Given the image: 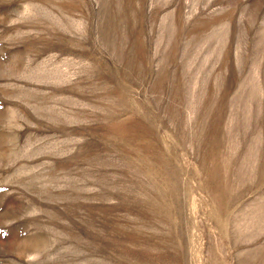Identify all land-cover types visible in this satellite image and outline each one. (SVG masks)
Instances as JSON below:
<instances>
[{
    "label": "rangeland",
    "instance_id": "obj_1",
    "mask_svg": "<svg viewBox=\"0 0 264 264\" xmlns=\"http://www.w3.org/2000/svg\"><path fill=\"white\" fill-rule=\"evenodd\" d=\"M0 264H264V0H0Z\"/></svg>",
    "mask_w": 264,
    "mask_h": 264
}]
</instances>
